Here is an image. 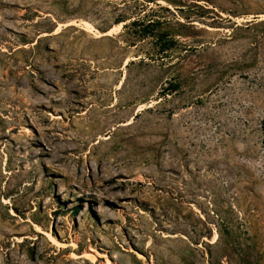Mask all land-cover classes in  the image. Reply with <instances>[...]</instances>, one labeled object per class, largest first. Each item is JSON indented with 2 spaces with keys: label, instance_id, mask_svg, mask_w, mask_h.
I'll return each mask as SVG.
<instances>
[{
  "label": "rangeland",
  "instance_id": "374dc122",
  "mask_svg": "<svg viewBox=\"0 0 264 264\" xmlns=\"http://www.w3.org/2000/svg\"><path fill=\"white\" fill-rule=\"evenodd\" d=\"M263 119L264 0H0V264H264Z\"/></svg>",
  "mask_w": 264,
  "mask_h": 264
},
{
  "label": "bare ground",
  "instance_id": "6f19581e",
  "mask_svg": "<svg viewBox=\"0 0 264 264\" xmlns=\"http://www.w3.org/2000/svg\"><path fill=\"white\" fill-rule=\"evenodd\" d=\"M120 26H122V24H119L118 25V27H120ZM84 27H86L88 30L91 28V25L89 24V23H86L85 24V26ZM92 29V28H91ZM113 30V28L112 29H110L109 31H107V32H104V33H102L101 35H104V34H109L111 31ZM6 173H7V171H6ZM10 174V173H9ZM2 202L3 203H5V204H11V200H9L8 198H3V200H2ZM196 211H198V209L196 208L195 209ZM36 227L37 228H39V226H37L36 225ZM36 228V229H37ZM36 231H41L40 229L38 230H36ZM42 232V231H41ZM18 241H20V242H22L21 240H18ZM217 241V238L215 237L213 240H212V243H215ZM53 243L55 244V245H57V246H62L61 244H60V242L59 241H57V240H53ZM107 264H113L112 262H107Z\"/></svg>",
  "mask_w": 264,
  "mask_h": 264
},
{
  "label": "trees",
  "instance_id": "16d2710c",
  "mask_svg": "<svg viewBox=\"0 0 264 264\" xmlns=\"http://www.w3.org/2000/svg\"><path fill=\"white\" fill-rule=\"evenodd\" d=\"M137 22V21H134V23ZM261 127H262V132H263V144H264V119L261 123Z\"/></svg>",
  "mask_w": 264,
  "mask_h": 264
}]
</instances>
